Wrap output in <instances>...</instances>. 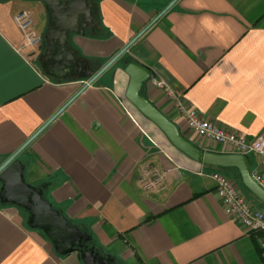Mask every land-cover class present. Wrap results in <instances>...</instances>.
Returning a JSON list of instances; mask_svg holds the SVG:
<instances>
[{
  "label": "crops",
  "instance_id": "1",
  "mask_svg": "<svg viewBox=\"0 0 264 264\" xmlns=\"http://www.w3.org/2000/svg\"><path fill=\"white\" fill-rule=\"evenodd\" d=\"M23 1H0V158L86 82L43 73L41 45L29 54L14 21L23 9L33 18L34 5ZM171 1L100 0V29L73 36L72 44L102 66ZM124 57L173 88L176 99L149 80L144 94L200 148L232 153L191 129L177 100L247 140L264 131V0H178ZM128 82L118 60L82 91L18 156L27 181L47 183L48 199L119 263L264 264L261 233L226 211L214 174L232 178L254 208L264 203L236 167L199 163L173 146L128 100ZM248 156L252 169L260 166V155ZM146 166L164 174L149 190L140 183ZM27 218L0 202V264H84L78 252L58 254Z\"/></svg>",
  "mask_w": 264,
  "mask_h": 264
},
{
  "label": "water",
  "instance_id": "2",
  "mask_svg": "<svg viewBox=\"0 0 264 264\" xmlns=\"http://www.w3.org/2000/svg\"><path fill=\"white\" fill-rule=\"evenodd\" d=\"M9 1V0H0ZM47 11V25L43 33V51L38 63L43 73L55 80H85L74 94L53 114L24 144L7 158H0V192L4 204L15 205L28 213L27 223L41 230L60 255L78 252L84 264H111L113 258L100 254L87 243L92 240L87 229L74 224L61 209L45 197L47 183L36 186L27 181V164L18 156L21 152L88 86L92 85L105 71L120 60L129 76L126 90L128 100L151 122H153L178 150L199 163L217 167H236L243 184L264 203V188L252 177V165L248 155L204 150L183 135L179 126L166 116L144 94V86L156 78V73L147 65L125 58L130 46L141 37L178 0H172L136 36L102 66H93L92 60L79 54L71 43L75 35L95 34L100 29L92 8L95 0H37ZM110 259V261H109Z\"/></svg>",
  "mask_w": 264,
  "mask_h": 264
},
{
  "label": "built area",
  "instance_id": "3",
  "mask_svg": "<svg viewBox=\"0 0 264 264\" xmlns=\"http://www.w3.org/2000/svg\"><path fill=\"white\" fill-rule=\"evenodd\" d=\"M14 21L23 32L25 42L28 45H32L34 48L41 45L42 37L35 30L32 14L29 10L18 11L14 15ZM152 81L158 88L165 90L170 97H176L173 88L164 80L155 78ZM176 106L188 126L200 136L226 146L229 152L232 153L245 155L256 153L260 155V166L253 168L251 175L264 188V131L259 133L255 139L247 140L244 136L204 118L198 109L189 107L180 100H177ZM214 177L216 180V192L226 211L246 227L261 233L260 243L264 255V210L254 208L240 193L238 184L229 176L218 172L214 174ZM163 179L164 174L150 166H146L140 177V183L145 189L149 190Z\"/></svg>",
  "mask_w": 264,
  "mask_h": 264
},
{
  "label": "rangeland",
  "instance_id": "4",
  "mask_svg": "<svg viewBox=\"0 0 264 264\" xmlns=\"http://www.w3.org/2000/svg\"><path fill=\"white\" fill-rule=\"evenodd\" d=\"M23 2H27L29 4L34 5L33 8H31V11L33 13V18L35 19V25H36L35 27L38 30L37 33L42 37L44 30L46 28L47 19H48L47 11H46L44 4L40 1H37V0H25ZM23 45H24L23 46L24 48H27L30 51L29 54H31V55L36 54L35 52H37V51L39 53H41L43 51L42 47L40 49L37 47L39 50L35 51L36 48H34V46H32V45H28L26 42ZM225 175H227V174H225ZM28 181L30 182V180H28Z\"/></svg>",
  "mask_w": 264,
  "mask_h": 264
},
{
  "label": "flooded vegetation",
  "instance_id": "5",
  "mask_svg": "<svg viewBox=\"0 0 264 264\" xmlns=\"http://www.w3.org/2000/svg\"><path fill=\"white\" fill-rule=\"evenodd\" d=\"M92 14L95 16V20H99V18H98V8H97V4H96V0H95V2H94V4H93V8H92ZM87 33H90V30H88L87 31ZM72 43V42H71ZM43 45H44V39H43V36H42V42H41V47H42V50H43ZM92 65L93 66H98V64H96V61H92ZM42 185V184H41ZM41 185H36V186H41ZM0 187H1V182H0ZM48 188V187H47ZM47 188H45L44 189V193H46L47 192ZM2 195H3V193H1L0 192V202L1 203H3L2 202ZM28 214V213H27ZM99 250V249H98ZM99 252H100V254H103V255H107V254H104L103 252H101L100 250H99ZM109 261H110V259H109ZM113 261H114V259H113Z\"/></svg>",
  "mask_w": 264,
  "mask_h": 264
},
{
  "label": "trees",
  "instance_id": "6",
  "mask_svg": "<svg viewBox=\"0 0 264 264\" xmlns=\"http://www.w3.org/2000/svg\"><path fill=\"white\" fill-rule=\"evenodd\" d=\"M99 1L100 0H96V4H97V8H98V18L100 17V10H99ZM93 36H95V37H103V35L102 36H100L99 34H96V35H93ZM129 59H132V58H129ZM220 168H223V169H226V168H224V167H220ZM239 178H240V180H242L241 179V175H240V173H239ZM44 195H45V197L48 199V197H47V194L46 193H44ZM55 207H57L56 205H54ZM58 208V207H57ZM27 213V212H26ZM89 234H91L90 232H89ZM91 236H92V234H91ZM92 245H94L97 249H99V247L97 246V244H96V239L92 236V240L90 241V242H88L87 243V246L88 247H91ZM100 250V249H99ZM101 251V250H100ZM111 264H123L122 262H118V259H114V261H112L111 262Z\"/></svg>",
  "mask_w": 264,
  "mask_h": 264
}]
</instances>
